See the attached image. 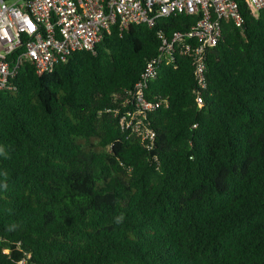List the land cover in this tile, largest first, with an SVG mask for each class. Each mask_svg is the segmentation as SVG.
Returning a JSON list of instances; mask_svg holds the SVG:
<instances>
[{
  "label": "trees",
  "instance_id": "16d2710c",
  "mask_svg": "<svg viewBox=\"0 0 264 264\" xmlns=\"http://www.w3.org/2000/svg\"><path fill=\"white\" fill-rule=\"evenodd\" d=\"M237 1L204 87L178 51L147 81L152 139L121 125L128 92L197 16L113 25L49 73L20 66L0 90V264H264V9Z\"/></svg>",
  "mask_w": 264,
  "mask_h": 264
},
{
  "label": "built area",
  "instance_id": "2783aa9c",
  "mask_svg": "<svg viewBox=\"0 0 264 264\" xmlns=\"http://www.w3.org/2000/svg\"><path fill=\"white\" fill-rule=\"evenodd\" d=\"M249 3L256 10L264 9V0ZM177 14L197 19L186 30L162 39L159 54L146 62L140 80L128 92L131 109L120 117L122 126L152 139V130L141 128L142 117L161 100L146 99L147 81L157 75L163 59L173 60L178 51L192 58L197 84L204 87V58L221 33L222 20L236 26L243 23L237 0H0V90L12 88L9 80L26 61L37 74L49 73L74 51H94L113 25L152 27L158 19ZM158 35L162 38L163 33Z\"/></svg>",
  "mask_w": 264,
  "mask_h": 264
}]
</instances>
